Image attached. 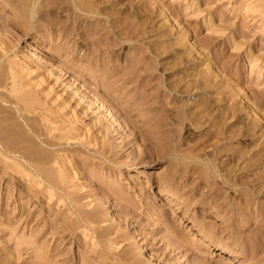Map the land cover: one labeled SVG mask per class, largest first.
<instances>
[{"label":"rangeland","instance_id":"1","mask_svg":"<svg viewBox=\"0 0 264 264\" xmlns=\"http://www.w3.org/2000/svg\"><path fill=\"white\" fill-rule=\"evenodd\" d=\"M7 1L0 115L51 160L0 144V264H264V0Z\"/></svg>","mask_w":264,"mask_h":264},{"label":"bare ground","instance_id":"2","mask_svg":"<svg viewBox=\"0 0 264 264\" xmlns=\"http://www.w3.org/2000/svg\"><path fill=\"white\" fill-rule=\"evenodd\" d=\"M12 2L14 3V5L20 6V7L24 4L25 7H23L22 10H20V12L22 13V15L24 13V16L26 15L27 17L31 18L32 20L35 18V14L38 12V9L40 8V0H12ZM60 2L62 4L68 2L71 5L72 16H75V20L76 21H78L81 17L88 16V15L95 16V15H97L99 13V10L97 8V4L96 3L89 2V1H86V0H60ZM20 7H19V9H20ZM46 10H48V9H46ZM51 13H52V11H51ZM26 16L24 18H26ZM75 27H76V25H75ZM74 34H76V33H74ZM41 37H43L42 34H40L39 36H37V38H39L40 42H42ZM81 50H83V49H81ZM1 69H2V67L0 68V70ZM0 73H3V72H0ZM14 74H15V72H14ZM7 78H8L7 75H6V78H5V76L3 78V76L0 75V87L3 86V85H6V84H7L6 85V88L8 87L9 84H8V82L6 83ZM9 78H10V75H9ZM12 81H13L12 82V84H13L12 86L13 87L11 86L12 88H10L9 91L7 89V91H8V93L11 92L12 97L14 95V97L16 98V101H14L12 99V97L10 96L11 94H8L7 93V95H6V94H4V92L0 93V112L2 111L1 108L3 110H5V108H4L5 106H3L4 104H11V105L12 104H15L18 107V105H19V103L21 101L24 102L25 99H27L28 97H30L29 95L27 96L26 94H24V89L25 88L21 85V81L19 82L18 81V78H16V76H13V80ZM174 84H176V85L173 86L174 88H171L168 83H164L163 84V87L165 88V94H169V95L171 94L172 95L175 91H177L176 89H177V85L179 83H176L175 82ZM204 84L205 85H208V81H205ZM3 87H5V86H3ZM3 87H1V88H3ZM204 103L205 104H203V106H202L203 109H205V105H207V102H204ZM18 111L20 113H22L20 108L18 109ZM25 111L26 112H29L27 108L25 109ZM4 113H5V111H4ZM1 114L3 115V113H1ZM2 115H0V144L1 145H5V147L8 149V151H10L13 154H19L20 153L23 158H25L26 160H29V161L33 160V161H36V162H39V163H44L45 162L44 164H46V163H48V161L51 160V159L49 160L50 157L47 158L46 156H43V154H44L43 153L44 152L43 150H40L38 148V150H39L38 151L36 149V147L34 146L33 142H31L32 140H28L29 136L27 135L26 131L23 128H22L23 129L22 130L20 126H17V125L12 124L10 122L11 119L8 120L10 118V116H11L10 114H8V116L10 115L8 118H6L4 115L3 116ZM23 117H24V119H25L26 122H31V120H32L25 113L23 114ZM11 118H13V117H11ZM14 119L16 120L15 117L13 118V120ZM13 120H11V121H13ZM14 122H17V120L14 121ZM32 124H33V122H32ZM32 124H29L28 123L27 125L31 128V131L35 135H37L38 138H40L41 135H42V133H40V131L34 126V124L33 125ZM24 132L28 136V138L25 136ZM21 144H23V145L25 144L27 146L24 145L25 147H23V146H21ZM190 146L192 148H187L185 150H183L181 148H174L172 146H170L171 148H167L166 147V151H167L166 155L167 156H170V157H173V159H175V158L181 159L184 163L187 164L186 166H188L189 163H187V161L191 159L190 158V154L192 153L193 150H195V147L194 146H192V145H190ZM41 154H42V156H41ZM59 172H60V169H59ZM61 179H62V177H61ZM51 183L54 184V181L51 182ZM169 194H170V197L175 196L174 193L171 194V191H170ZM209 202H211V201H209Z\"/></svg>","mask_w":264,"mask_h":264}]
</instances>
